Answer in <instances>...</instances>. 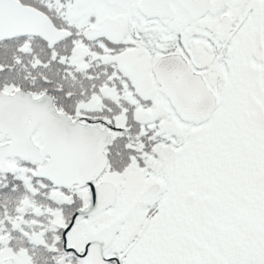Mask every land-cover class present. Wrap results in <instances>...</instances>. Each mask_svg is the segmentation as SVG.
<instances>
[{
  "label": "snow or ice",
  "instance_id": "1",
  "mask_svg": "<svg viewBox=\"0 0 264 264\" xmlns=\"http://www.w3.org/2000/svg\"><path fill=\"white\" fill-rule=\"evenodd\" d=\"M0 264H264V0H0Z\"/></svg>",
  "mask_w": 264,
  "mask_h": 264
}]
</instances>
